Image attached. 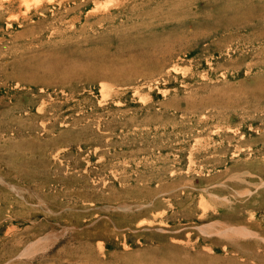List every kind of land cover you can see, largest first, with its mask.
Listing matches in <instances>:
<instances>
[{
	"label": "rangeland",
	"instance_id": "obj_1",
	"mask_svg": "<svg viewBox=\"0 0 264 264\" xmlns=\"http://www.w3.org/2000/svg\"><path fill=\"white\" fill-rule=\"evenodd\" d=\"M0 178V264H264V0H0Z\"/></svg>",
	"mask_w": 264,
	"mask_h": 264
},
{
	"label": "bare ground",
	"instance_id": "obj_2",
	"mask_svg": "<svg viewBox=\"0 0 264 264\" xmlns=\"http://www.w3.org/2000/svg\"><path fill=\"white\" fill-rule=\"evenodd\" d=\"M27 20H31V17H22L20 19H17L16 22L13 21V23H18V24H26V21ZM89 20V18H88ZM69 21V20H67ZM79 21V20H78ZM33 22V21H32ZM70 22V21H69ZM66 23V22H65ZM74 24V23H73ZM73 30V29H72ZM235 181V180H234ZM0 182H2L3 184L7 185L9 188L15 190L16 192H19V191H24V190H21L19 189L18 187H15V186H12V185H9L7 184L4 180H2V178H0ZM230 182V181H229ZM199 191V190H198ZM26 192V191H25ZM20 193V192H19ZM18 193V194H19ZM20 197V196H19ZM22 197V196H21ZM46 204V203H45ZM47 205V204H46ZM146 205V204H145ZM145 205H142V206H138L136 208L138 209H142L143 207H146ZM131 207H134V206H128V205H123V206H119V207H111V206H106L104 209H107V210H116V209H120V210H125V211H130L132 208ZM148 207V206H147ZM7 234V233H6ZM20 254V253H19Z\"/></svg>",
	"mask_w": 264,
	"mask_h": 264
}]
</instances>
